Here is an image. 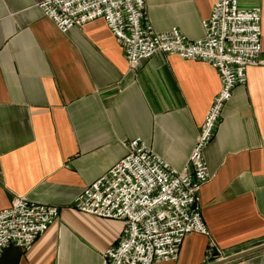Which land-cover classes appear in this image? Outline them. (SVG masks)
I'll use <instances>...</instances> for the list:
<instances>
[{
	"label": "crops",
	"instance_id": "crops-1",
	"mask_svg": "<svg viewBox=\"0 0 264 264\" xmlns=\"http://www.w3.org/2000/svg\"><path fill=\"white\" fill-rule=\"evenodd\" d=\"M42 1L0 0V211L20 195L60 213L29 250L4 249L0 264H102L123 223L84 214L75 199L134 139L181 171L221 82L209 64L177 56L130 69L102 19L61 33ZM215 2L146 0V17L157 33L197 41ZM239 7L262 10L264 60V0ZM205 160L198 206L210 237L190 235L175 261L155 264H209L264 244V65L234 89ZM210 240L220 258L207 256ZM227 264H264V250Z\"/></svg>",
	"mask_w": 264,
	"mask_h": 264
},
{
	"label": "built area",
	"instance_id": "built-area-1",
	"mask_svg": "<svg viewBox=\"0 0 264 264\" xmlns=\"http://www.w3.org/2000/svg\"><path fill=\"white\" fill-rule=\"evenodd\" d=\"M240 0H216L202 21L204 37L190 41L178 29L157 33L146 17V0H43L42 14L61 33L102 19L130 69L154 56H177L212 66L221 88L214 97L185 167H170L141 139L125 144L126 154L75 199L78 211L123 223L121 237L102 264H155L175 261L184 239L209 231L198 206L211 179L205 150L225 105L262 59V10L241 9ZM55 206L13 195L0 211V256L9 245L29 250L59 217Z\"/></svg>",
	"mask_w": 264,
	"mask_h": 264
},
{
	"label": "water",
	"instance_id": "water-1",
	"mask_svg": "<svg viewBox=\"0 0 264 264\" xmlns=\"http://www.w3.org/2000/svg\"><path fill=\"white\" fill-rule=\"evenodd\" d=\"M261 250H264V244L256 246V247H253L251 249H248V250H245V251H242V252H239V253H236V254L231 255V256H227V257L218 259V260H216L214 262H211L209 264H227V263H229L231 261L240 259L242 257H245L247 255L256 253V252L261 251Z\"/></svg>",
	"mask_w": 264,
	"mask_h": 264
},
{
	"label": "rangeland",
	"instance_id": "rangeland-1",
	"mask_svg": "<svg viewBox=\"0 0 264 264\" xmlns=\"http://www.w3.org/2000/svg\"><path fill=\"white\" fill-rule=\"evenodd\" d=\"M207 237H210V234H208ZM222 254L223 253L217 249L215 243L212 240H210L207 250V256L210 257L211 259H214V258H220L219 256Z\"/></svg>",
	"mask_w": 264,
	"mask_h": 264
}]
</instances>
